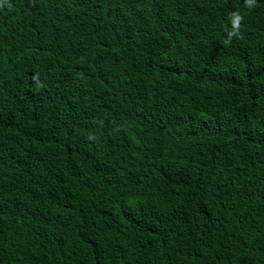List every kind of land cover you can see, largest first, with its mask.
<instances>
[{
  "label": "trees",
  "instance_id": "trees-1",
  "mask_svg": "<svg viewBox=\"0 0 264 264\" xmlns=\"http://www.w3.org/2000/svg\"><path fill=\"white\" fill-rule=\"evenodd\" d=\"M0 264H264V0H0Z\"/></svg>",
  "mask_w": 264,
  "mask_h": 264
}]
</instances>
